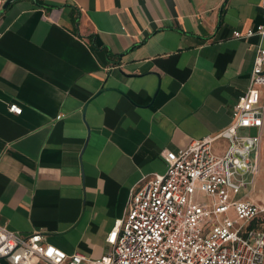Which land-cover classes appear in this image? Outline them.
<instances>
[{"label":"crops","instance_id":"crops-1","mask_svg":"<svg viewBox=\"0 0 264 264\" xmlns=\"http://www.w3.org/2000/svg\"><path fill=\"white\" fill-rule=\"evenodd\" d=\"M263 4L9 3L0 12V227L96 259L129 190L163 174L166 156L204 137L223 156L230 143L218 134L264 49V36L233 33L264 25ZM235 133L257 140L248 154L254 173L236 172L243 184L233 199L264 208V118ZM245 230L264 231V215Z\"/></svg>","mask_w":264,"mask_h":264},{"label":"built area","instance_id":"built-area-1","mask_svg":"<svg viewBox=\"0 0 264 264\" xmlns=\"http://www.w3.org/2000/svg\"><path fill=\"white\" fill-rule=\"evenodd\" d=\"M264 7V4H263ZM264 36V25L248 29L236 39ZM264 49L257 48L246 91L230 111V124L218 134L230 145L223 156L210 152L211 137L191 142L165 158L163 174H153L131 188L124 217L105 236L106 252L96 259L66 255L46 244L43 236L22 237L0 227V260L8 264H264V231L245 225L264 208L250 201L234 200L243 183L234 182L236 168L254 173L246 158L232 156L242 142L254 146L256 138L236 137L237 129H258L264 118ZM8 112L20 114L15 104ZM203 196L208 203L198 201ZM232 217H228V212Z\"/></svg>","mask_w":264,"mask_h":264},{"label":"water","instance_id":"water-1","mask_svg":"<svg viewBox=\"0 0 264 264\" xmlns=\"http://www.w3.org/2000/svg\"><path fill=\"white\" fill-rule=\"evenodd\" d=\"M12 1L14 0H5L0 8V12L3 11L8 6V4L11 3ZM241 148H242L241 150H234L232 153V156L236 157L239 161L246 158V155H247L246 151H251L253 148V145L249 140H245L244 142H242ZM236 171L239 173H243L244 172L243 165L239 164L236 168Z\"/></svg>","mask_w":264,"mask_h":264},{"label":"rangeland","instance_id":"rangeland-1","mask_svg":"<svg viewBox=\"0 0 264 264\" xmlns=\"http://www.w3.org/2000/svg\"><path fill=\"white\" fill-rule=\"evenodd\" d=\"M248 135H252V132L249 131V132H248ZM256 186H257V187H259V186L262 187V186L260 185V183H257ZM240 195H241V193H239L237 197H239ZM206 203H208V202H206Z\"/></svg>","mask_w":264,"mask_h":264}]
</instances>
